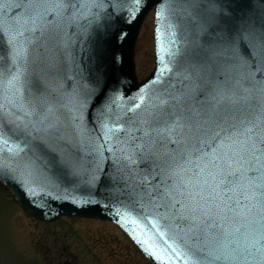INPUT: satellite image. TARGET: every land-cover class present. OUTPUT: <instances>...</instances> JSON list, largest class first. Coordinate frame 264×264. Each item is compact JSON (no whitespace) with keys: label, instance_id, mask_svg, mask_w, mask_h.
Wrapping results in <instances>:
<instances>
[{"label":"snow or ice","instance_id":"obj_1","mask_svg":"<svg viewBox=\"0 0 264 264\" xmlns=\"http://www.w3.org/2000/svg\"><path fill=\"white\" fill-rule=\"evenodd\" d=\"M103 2L97 0L98 6ZM118 2L109 0L110 6ZM133 2L139 5L141 0ZM178 2L181 13L199 25L208 49L209 63L201 64L200 71L208 67L216 77L205 81L196 75L194 66L186 89L173 86L161 91L157 102L136 112L144 103L141 95L140 103L129 109L136 113L129 118L135 128L130 135L145 172L139 191L134 182L128 188L131 173L128 179L108 177L114 187L128 192L127 200L118 195L121 206L114 214L131 233L139 231L143 236L141 225H150L163 241L164 251L185 257V264H264V25L237 24L223 11H210L220 6L219 0ZM79 7L75 0H0V30L12 33L8 43L13 66L7 78L0 72V88L10 94L7 104L0 103V116L8 104L19 106L25 123H18L17 129L22 127L30 142L54 155L58 153L52 144L70 150L69 134L73 138L84 135L79 123L82 117L71 114L61 119L64 105L40 100L39 87L25 103L26 69L18 67L17 61L29 63L27 45L38 38L35 34L58 35ZM163 13L161 7L157 19ZM212 37H216L215 44L224 45L223 50L214 47ZM233 48L239 49V56ZM166 55L176 53L169 50L159 55L163 66L153 83L170 71L164 63ZM221 59L223 66L218 67L216 61ZM36 83H40L38 79ZM16 120H20L19 112ZM102 127L105 142L100 145L101 155L111 151L108 141L123 130L106 124ZM4 144L7 146L8 140ZM23 150L17 145L15 152ZM0 179H9L2 168ZM29 193L37 194L33 189ZM148 209L151 220L140 215ZM149 255L160 260L155 251Z\"/></svg>","mask_w":264,"mask_h":264},{"label":"water","instance_id":"obj_2","mask_svg":"<svg viewBox=\"0 0 264 264\" xmlns=\"http://www.w3.org/2000/svg\"><path fill=\"white\" fill-rule=\"evenodd\" d=\"M75 3L80 7L72 14V19L64 22L58 35L36 33L38 38L27 45L31 53L29 63L19 60L17 66L26 69L25 103L36 94L35 88H41L40 100L64 105L61 119L70 118L71 114L82 117L79 123L84 135L73 138L69 134L70 150L52 144L58 153L54 155L30 142L22 127L17 129L18 123H25L24 112L19 106L8 104L0 116V168L9 174V179L0 180L13 200L38 220L54 221L62 216L109 220L135 241L152 264H185V257L178 258L170 251H164L163 241L150 225L147 228L141 225L145 233L141 236L139 231L131 233L118 222L119 218L114 214L121 206L118 195L127 200L128 192L114 187L108 177L128 179L131 173L128 188L131 189L134 182L139 191L145 165L136 155L131 140L130 133L134 134L135 128L131 127L129 118L136 113L129 109L140 103L141 95L144 103L136 112L157 102L161 91L171 90L173 86L186 89L191 82L189 71L194 66L197 76L205 81L215 80L216 73L210 68L200 71V65H207L209 61L199 25L181 13L178 0H141L139 5L133 0H119L111 6L109 0L99 6L97 0H75ZM219 5L222 7L214 6L209 10L223 11L237 24L264 25V0H219ZM153 7L155 66L148 77L138 82L133 60L134 44L143 20ZM161 7L164 13L157 19ZM133 9L137 10L133 12ZM11 37L9 30H0V57L4 58L0 59V72L4 78L13 70L12 46L8 43ZM212 40L214 47L223 50V44H215L216 37ZM169 50L176 53L172 57L165 56L164 63L170 71L165 72L161 81L153 83L158 69L163 66L159 55ZM232 52L240 55L237 48ZM216 63L218 67L223 66L222 59ZM9 96L0 88V103L7 104ZM17 112L19 121L16 120ZM104 124L123 130L108 141L111 151L105 150L101 155L100 145L105 142ZM4 140H8L7 146ZM17 145L24 149L19 154L15 152ZM105 168L106 172L103 171ZM29 189L37 194L31 195ZM144 206L148 208L147 204ZM150 212L148 209L140 215H148L151 220ZM140 239L152 243L141 244ZM150 251H155L160 260L150 256Z\"/></svg>","mask_w":264,"mask_h":264},{"label":"rangeland","instance_id":"obj_3","mask_svg":"<svg viewBox=\"0 0 264 264\" xmlns=\"http://www.w3.org/2000/svg\"><path fill=\"white\" fill-rule=\"evenodd\" d=\"M153 27L150 13L135 44L139 80L154 66ZM58 250L73 254L82 264H150L113 223L81 218L36 220L0 184V264H46L48 252L53 255Z\"/></svg>","mask_w":264,"mask_h":264},{"label":"trees","instance_id":"obj_4","mask_svg":"<svg viewBox=\"0 0 264 264\" xmlns=\"http://www.w3.org/2000/svg\"><path fill=\"white\" fill-rule=\"evenodd\" d=\"M54 254L56 255L54 256ZM54 254L51 255L50 252H48V258L45 255V259L47 258L46 264H82L79 258L74 256L73 254L68 253L66 250H58Z\"/></svg>","mask_w":264,"mask_h":264},{"label":"bare ground","instance_id":"obj_5","mask_svg":"<svg viewBox=\"0 0 264 264\" xmlns=\"http://www.w3.org/2000/svg\"><path fill=\"white\" fill-rule=\"evenodd\" d=\"M146 19V18H145ZM145 21V20H144ZM144 21H143V23H144ZM143 23H142V25H143ZM142 27V26H141ZM140 33V32H139Z\"/></svg>","mask_w":264,"mask_h":264}]
</instances>
